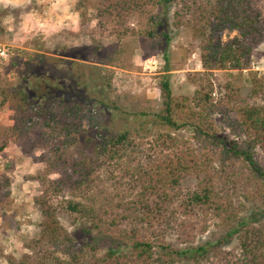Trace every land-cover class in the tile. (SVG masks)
I'll return each instance as SVG.
<instances>
[{
  "label": "trees",
  "instance_id": "16d2710c",
  "mask_svg": "<svg viewBox=\"0 0 264 264\" xmlns=\"http://www.w3.org/2000/svg\"><path fill=\"white\" fill-rule=\"evenodd\" d=\"M171 7L175 8L171 26L189 25L204 71L199 81L192 79L197 88L190 98L173 95L164 69L158 81L159 106L129 113L137 120L150 116V124L167 130L158 131L149 146L142 141L144 123L114 131L113 118L127 113L96 99L97 92L87 82L74 81L78 76L52 84L47 75L34 73L28 86L0 88V106L9 101L16 115L14 125L0 126V151L10 138L19 142L21 129L30 136L28 131L41 124L56 134L44 171L33 177L39 183L33 197L40 214L38 233L25 243L27 251L19 257L5 253L0 244V259L7 264H211L212 257L221 260L218 264H264V78L249 73L250 94L245 99L238 87L225 82L218 87L221 97L216 101L207 76L214 69L249 67L253 50L264 39V18L253 0L76 3L82 23L90 21L84 10L92 9L98 25L120 29V35L131 32L126 26L129 17H147L145 35L163 38L166 49L172 32ZM21 11L10 6L0 10V34L5 28L2 19L17 18ZM225 32L236 34L223 40ZM164 60L167 66L166 53ZM104 79L106 88H111L112 76ZM219 107L234 112L241 142L217 131L213 114ZM180 130H189L190 138L174 134ZM84 134L94 142L91 153L70 151ZM46 137L43 132L29 149L20 143L22 150L29 153L49 143ZM256 149L262 153V163L255 158ZM103 164L113 169L123 166L122 174L134 183L132 197L114 201L108 195L99 171ZM186 177L197 182L184 190ZM2 185H8L7 178L0 180ZM9 195V190L0 195L5 207ZM64 212L77 213L87 223L83 230L89 237L84 243L61 223ZM209 220L218 233L196 241ZM233 238L235 250L225 251L222 246Z\"/></svg>",
  "mask_w": 264,
  "mask_h": 264
},
{
  "label": "rangeland",
  "instance_id": "374dc122",
  "mask_svg": "<svg viewBox=\"0 0 264 264\" xmlns=\"http://www.w3.org/2000/svg\"><path fill=\"white\" fill-rule=\"evenodd\" d=\"M77 2L78 0H0V10L9 6L22 10L17 18L2 19L5 28L0 34V46L7 49V56H0V88L10 90L17 86H28L35 77L34 73L47 75L52 84L60 80L70 81L78 76L74 81L87 82L89 88L97 92L96 99L116 104L123 113H127V117L119 115L113 118L114 131L144 123L142 141L149 146L158 131L167 130L150 124V116H137L140 117L137 120L138 118L129 113L143 109L151 111L159 106L158 81L164 69H168L173 95L190 98L193 96L197 83L192 79H200L204 71L198 42L194 39L189 25L182 24L178 28L171 26L174 21V7L168 12V23H171L172 32L166 49L163 38H150L145 35L147 17L132 15L126 23L131 32L120 35V29L98 25L92 9L84 10L90 21L82 23L76 10ZM253 5L264 18V0H253ZM153 11L157 12V8ZM235 34L236 32H225L223 40ZM165 53L168 56L167 66ZM251 71L264 78V39L253 50L248 68L214 69L207 74L215 87V100L220 99L221 92L218 87L225 82L238 87L242 99L248 97ZM109 75L112 76L111 88H106L104 78ZM93 85L99 88L93 89ZM234 119V112H227L221 107L213 114L219 134L241 142L243 136L234 129ZM15 122L16 115L8 101L0 106V126L8 127ZM20 132L23 133L19 142L10 138L8 145L0 151V180L8 179L7 186H0V195L6 190L10 191L7 207L0 200V244L5 253L14 254L16 257L27 251L25 243L38 233L37 222L40 214L33 204V197L38 194L39 183L33 177L44 171V159L52 149L51 145L56 136L41 124L28 131L30 136L22 129ZM43 132H46L49 143L44 142L29 153L22 150L21 144L29 149L33 140L38 143ZM174 134L184 138H190L191 135L189 130L176 131ZM86 135L81 136L78 143L71 145L70 151L91 153L94 142H88ZM255 158L260 163L263 162L259 149H256ZM111 170L112 176L109 175ZM122 170L123 166L113 169L111 164H103L99 170L106 191L114 201L132 197L130 193L133 192L131 188L134 183L122 174ZM51 177L56 175L51 174ZM196 182V178L186 177L182 188L187 190L195 186ZM108 195L104 194L105 197ZM98 199H102V194L98 195ZM261 220H264V216ZM60 221L77 237L78 242L84 243L88 239L89 236L83 230L87 223L80 220L77 213L64 212ZM206 225V230L198 234L196 241H206L212 238L213 233H218L219 229L213 220H209ZM169 239L176 243L175 236ZM236 243L233 238L222 248L233 251ZM220 261L219 258L212 257L211 264H218ZM0 264H7V261L1 258Z\"/></svg>",
  "mask_w": 264,
  "mask_h": 264
},
{
  "label": "built area",
  "instance_id": "2783aa9c",
  "mask_svg": "<svg viewBox=\"0 0 264 264\" xmlns=\"http://www.w3.org/2000/svg\"><path fill=\"white\" fill-rule=\"evenodd\" d=\"M0 56L1 57L7 56V49H5L4 46H0Z\"/></svg>",
  "mask_w": 264,
  "mask_h": 264
}]
</instances>
